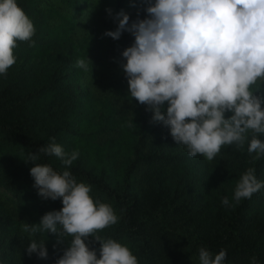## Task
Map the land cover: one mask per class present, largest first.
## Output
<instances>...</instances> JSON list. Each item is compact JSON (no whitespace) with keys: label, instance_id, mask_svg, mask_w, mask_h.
<instances>
[{"label":"trees","instance_id":"obj_1","mask_svg":"<svg viewBox=\"0 0 264 264\" xmlns=\"http://www.w3.org/2000/svg\"><path fill=\"white\" fill-rule=\"evenodd\" d=\"M107 1L115 11L135 9L132 20L138 10L145 16L141 0H134L135 6L133 0ZM93 2L17 0L35 33L34 43L17 42L15 64L0 75V264H55L71 239L38 234L48 251V258L40 259L26 254L28 237L21 231L23 222L38 223L62 207L59 199L38 196L29 171L34 166L29 154L52 137L66 152L78 145L94 151L96 160L103 157L97 168L79 155L68 170L120 217L97 234L128 246L139 264H199L200 247L213 254L225 250V264H250L253 256L264 264V188L238 204L232 200L248 167L264 182V156L252 161L246 141L242 149L223 146L212 161L193 158L167 127L152 123V113L125 89L122 48L111 42L105 48L94 33L77 36L79 20ZM121 38L133 39L124 33ZM81 58L91 62L90 73L75 67ZM109 64L114 71H102L95 80L102 83L92 86L93 74ZM35 163L64 169L54 156L42 155ZM225 196L231 207L221 204ZM87 243L99 249L92 238Z\"/></svg>","mask_w":264,"mask_h":264},{"label":"clouds","instance_id":"obj_2","mask_svg":"<svg viewBox=\"0 0 264 264\" xmlns=\"http://www.w3.org/2000/svg\"><path fill=\"white\" fill-rule=\"evenodd\" d=\"M144 18L130 20L123 9L112 19L115 30L104 36L119 40L125 32L133 37L120 53V67L127 79L128 96L151 112V122L162 124L176 144L190 157L198 154L212 161L223 146L242 149L252 161L264 156V0H141ZM132 6H135L134 0ZM111 15V9L106 10ZM35 27L17 0H0V75L16 62L17 42H32ZM75 67L90 73L91 62L78 59ZM91 77V76H90ZM251 132L249 139L248 133ZM255 154V155H253ZM54 156L64 166L55 170L35 163ZM79 152H66L50 138L29 154L33 187L42 199L60 200L59 210L46 212L38 223H25L26 254L48 258L50 233L65 241L71 237L55 264H139L128 246L97 233L118 223L113 207L94 199L92 186L77 182L68 170ZM264 182L248 167L234 188L232 200L251 199ZM221 204L231 207L227 196ZM92 238L99 249L90 248ZM226 251L213 254L198 249L199 264H225ZM250 264H257L253 256Z\"/></svg>","mask_w":264,"mask_h":264},{"label":"rangeland","instance_id":"obj_3","mask_svg":"<svg viewBox=\"0 0 264 264\" xmlns=\"http://www.w3.org/2000/svg\"><path fill=\"white\" fill-rule=\"evenodd\" d=\"M108 9H111V15L109 14L108 11H106ZM85 10H86V15L83 19L79 20V23H78L77 28H76L77 36L89 37L90 34L94 33L97 37V41L103 43L105 48H106L105 44H107L108 42H111L112 46L121 47L122 49L119 50V53H121L124 48L131 45V43L133 42V39L129 40L127 38H121L120 37L119 40H113L111 37H107V36L103 35V33H105V31L115 30V27H116V24L114 23V21L112 19V16L118 11H115L113 9V5L111 3H109L107 0H94L93 4L92 3L89 4V6L86 7ZM123 10L130 15V20H132V18H134V15H135L134 10L135 9H132L131 7H125ZM124 34L126 35L129 33L125 32ZM114 69H115V67L111 66V64H109L108 66L101 67V68L97 69L95 74H93V76H92V78H93V85L92 86L97 85L98 83L101 82V81L96 82L95 80L98 79V77L100 78L102 71L106 72V73H111L114 71ZM125 89H126V91L128 90V85H126ZM125 145H126L125 142H123V146H125ZM126 148L127 147H122L119 149L121 151H124ZM76 150L79 152V155H81L83 157L88 156V158H86V159L90 160V162H93L95 164L94 167H97V168L102 167L103 157H99L96 160L94 151H90L89 153H86L78 145L76 147ZM83 161H86V160H83ZM119 163H120V161L118 160L116 165H114L113 169L118 168Z\"/></svg>","mask_w":264,"mask_h":264}]
</instances>
